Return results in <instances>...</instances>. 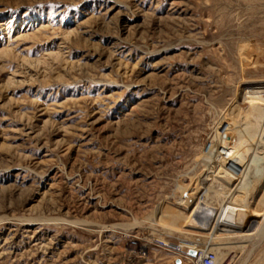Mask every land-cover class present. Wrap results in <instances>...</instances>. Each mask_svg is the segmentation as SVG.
Instances as JSON below:
<instances>
[{"label": "rangeland", "instance_id": "1", "mask_svg": "<svg viewBox=\"0 0 264 264\" xmlns=\"http://www.w3.org/2000/svg\"><path fill=\"white\" fill-rule=\"evenodd\" d=\"M162 242L264 264V0H0V264Z\"/></svg>", "mask_w": 264, "mask_h": 264}, {"label": "built area", "instance_id": "2", "mask_svg": "<svg viewBox=\"0 0 264 264\" xmlns=\"http://www.w3.org/2000/svg\"><path fill=\"white\" fill-rule=\"evenodd\" d=\"M161 246L168 248L181 261V264H216L217 253L208 247L200 249L184 244L160 243ZM194 253V254H193Z\"/></svg>", "mask_w": 264, "mask_h": 264}, {"label": "crops", "instance_id": "3", "mask_svg": "<svg viewBox=\"0 0 264 264\" xmlns=\"http://www.w3.org/2000/svg\"><path fill=\"white\" fill-rule=\"evenodd\" d=\"M160 247L165 248L161 245ZM153 253L155 255H152L150 257V261L144 264H181V261L177 258V256H175L168 248H165V250L153 251Z\"/></svg>", "mask_w": 264, "mask_h": 264}, {"label": "bare ground", "instance_id": "4", "mask_svg": "<svg viewBox=\"0 0 264 264\" xmlns=\"http://www.w3.org/2000/svg\"><path fill=\"white\" fill-rule=\"evenodd\" d=\"M226 177V176H225ZM218 194V193H217ZM219 196V195H218ZM232 206V205H231ZM224 210V209H223ZM248 211V210H247ZM222 212H224V211H222ZM223 217V216H222ZM225 217V216H224ZM221 219V218H220ZM221 224V223H220ZM220 224H218L219 226H220ZM212 240H211V242H213V241H219V240H221V239H219V238H217L216 236H214V234H212ZM214 238V239H213ZM227 240H229V239H227ZM232 240V239H231ZM227 250V249H226ZM212 251H214V249H212ZM219 251V253L217 254L218 256H217V262H216V264H222V261H223V254L221 253V250H218Z\"/></svg>", "mask_w": 264, "mask_h": 264}]
</instances>
